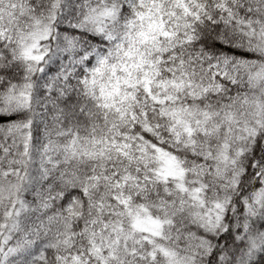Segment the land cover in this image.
Listing matches in <instances>:
<instances>
[{
    "label": "snow or ice",
    "instance_id": "obj_1",
    "mask_svg": "<svg viewBox=\"0 0 264 264\" xmlns=\"http://www.w3.org/2000/svg\"><path fill=\"white\" fill-rule=\"evenodd\" d=\"M0 264H264V0H0Z\"/></svg>",
    "mask_w": 264,
    "mask_h": 264
}]
</instances>
